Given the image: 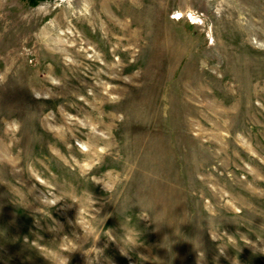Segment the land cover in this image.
Returning a JSON list of instances; mask_svg holds the SVG:
<instances>
[{"label":"rangeland","instance_id":"rangeland-1","mask_svg":"<svg viewBox=\"0 0 264 264\" xmlns=\"http://www.w3.org/2000/svg\"><path fill=\"white\" fill-rule=\"evenodd\" d=\"M264 264V0H0V264Z\"/></svg>","mask_w":264,"mask_h":264},{"label":"clouds","instance_id":"clouds-1","mask_svg":"<svg viewBox=\"0 0 264 264\" xmlns=\"http://www.w3.org/2000/svg\"><path fill=\"white\" fill-rule=\"evenodd\" d=\"M65 264H68L67 260H65Z\"/></svg>","mask_w":264,"mask_h":264}]
</instances>
